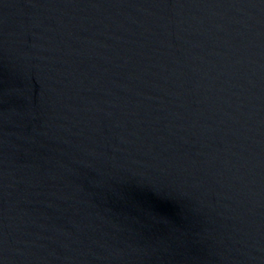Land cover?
Instances as JSON below:
<instances>
[{"label":"water","instance_id":"1","mask_svg":"<svg viewBox=\"0 0 264 264\" xmlns=\"http://www.w3.org/2000/svg\"><path fill=\"white\" fill-rule=\"evenodd\" d=\"M0 264H264V0H0Z\"/></svg>","mask_w":264,"mask_h":264}]
</instances>
